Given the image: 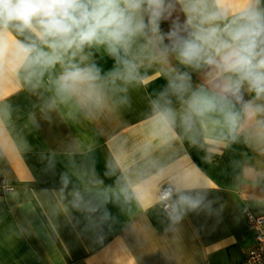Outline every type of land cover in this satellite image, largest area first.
<instances>
[{"label":"crops","instance_id":"crops-1","mask_svg":"<svg viewBox=\"0 0 264 264\" xmlns=\"http://www.w3.org/2000/svg\"><path fill=\"white\" fill-rule=\"evenodd\" d=\"M97 60L112 67L107 57ZM164 83L150 78L129 90L128 105L86 118L64 108L42 113L43 99L17 75L0 74V183L11 189L0 191V264L245 258L253 246L246 212L264 216V141L246 125L237 142L162 143L147 115ZM164 185L198 197L200 206L173 220L158 200Z\"/></svg>","mask_w":264,"mask_h":264},{"label":"clouds","instance_id":"clouds-1","mask_svg":"<svg viewBox=\"0 0 264 264\" xmlns=\"http://www.w3.org/2000/svg\"><path fill=\"white\" fill-rule=\"evenodd\" d=\"M5 71L43 99L42 113L64 108L86 118L128 105L131 88L163 79L147 115L162 143L237 142L246 125L264 141V0H0ZM158 199L177 221L200 206L167 188Z\"/></svg>","mask_w":264,"mask_h":264},{"label":"built area","instance_id":"built-area-1","mask_svg":"<svg viewBox=\"0 0 264 264\" xmlns=\"http://www.w3.org/2000/svg\"><path fill=\"white\" fill-rule=\"evenodd\" d=\"M165 188L173 191L171 186L164 185L159 189L158 197L160 192ZM1 189L5 192L11 190L6 187H1ZM161 207L164 211H166L163 204H161ZM246 221L248 229L253 237V246L250 248L242 261L231 264H264V216H256L249 212H246Z\"/></svg>","mask_w":264,"mask_h":264},{"label":"trees","instance_id":"trees-1","mask_svg":"<svg viewBox=\"0 0 264 264\" xmlns=\"http://www.w3.org/2000/svg\"><path fill=\"white\" fill-rule=\"evenodd\" d=\"M161 27H162V29L163 30H165V31H167V29H168V23H163L162 25H161ZM1 183H0V191H1Z\"/></svg>","mask_w":264,"mask_h":264}]
</instances>
